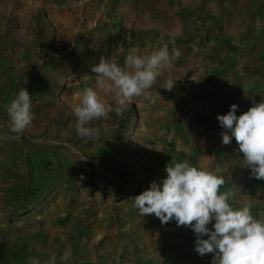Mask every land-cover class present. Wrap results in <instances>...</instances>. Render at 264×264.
<instances>
[{
  "label": "rangeland",
  "instance_id": "obj_1",
  "mask_svg": "<svg viewBox=\"0 0 264 264\" xmlns=\"http://www.w3.org/2000/svg\"><path fill=\"white\" fill-rule=\"evenodd\" d=\"M163 46L181 54L149 94L129 106L100 92L122 116L79 137L72 110L96 88L100 58ZM21 86L34 118L16 134L6 106ZM262 98L264 0H0V264H211L190 227L142 217L134 197L186 160L224 179L233 208L264 218V180L234 137L221 143L217 120Z\"/></svg>",
  "mask_w": 264,
  "mask_h": 264
},
{
  "label": "clouds",
  "instance_id": "obj_2",
  "mask_svg": "<svg viewBox=\"0 0 264 264\" xmlns=\"http://www.w3.org/2000/svg\"><path fill=\"white\" fill-rule=\"evenodd\" d=\"M180 54L176 49L170 53L163 46L150 55L130 53L123 64L101 57L91 69L96 88H85L72 110L78 136L94 139L100 129L91 127V121L107 119L112 111L122 116L119 108L113 109L102 100L100 92L115 94L121 105L130 106L135 98L149 94L162 69ZM175 81L168 79L163 88L171 91ZM23 83H27L26 77ZM237 108L232 104L227 113L217 114L224 130L220 133L221 143L228 145L234 137L243 154L242 165L250 169L252 177L264 180V98L253 100L239 115ZM6 112L11 132L21 134L31 125L33 103L25 87L18 88ZM165 171L167 175L160 182L153 180L134 197V207L142 217L154 214L161 224L175 220L177 226L190 227L196 237L194 250L201 257L211 254V264H264V218H254L250 205L233 208L228 202L232 193L220 191L225 183L222 177L186 160L167 165ZM54 259L49 264H54Z\"/></svg>",
  "mask_w": 264,
  "mask_h": 264
}]
</instances>
